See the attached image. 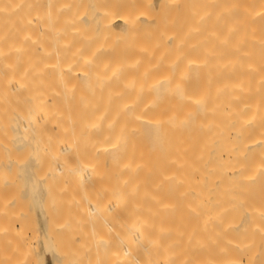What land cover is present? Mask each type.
<instances>
[{"label": "bare ground", "instance_id": "bare-ground-1", "mask_svg": "<svg viewBox=\"0 0 264 264\" xmlns=\"http://www.w3.org/2000/svg\"><path fill=\"white\" fill-rule=\"evenodd\" d=\"M211 2L0 0L26 264L37 207L55 261L62 228L72 264H264V0Z\"/></svg>", "mask_w": 264, "mask_h": 264}, {"label": "rangeland", "instance_id": "rangeland-1", "mask_svg": "<svg viewBox=\"0 0 264 264\" xmlns=\"http://www.w3.org/2000/svg\"><path fill=\"white\" fill-rule=\"evenodd\" d=\"M218 6H219L218 0H214V2L210 3L211 16L215 15L214 9L217 8ZM25 189H26V171L21 167V165L12 163L11 167L0 168V206L3 208V213L0 214V222L5 223L2 229L0 228V255H1V251L2 252L5 251V254L8 255V259L4 262L0 261V264H26V243L23 240L24 229L20 227L21 226L20 219L24 218V220L26 221V193H25L26 190ZM33 211H34L32 215L33 225L35 224L36 227L38 226L37 228L43 230L44 228L43 220H42L43 213L38 207ZM69 223H70L69 225L67 223L68 228L73 227L75 229L73 223H71L70 220ZM16 224H18V227H16ZM71 224L72 226H70ZM21 228L23 229L22 231ZM65 229H67L66 226ZM41 230H38L35 237L33 238L34 241H37L39 239L40 241L43 240V242L40 243L38 242L37 244L34 243L35 246L38 245L39 248L37 249L38 252L37 258L40 261V264H72L73 260H75L74 257L77 255L78 252L77 250L78 248L74 246V243H76L77 245V241L75 240V234L73 232V229L72 230L69 229L68 233H70V235H68V233L65 232L66 230L61 231L62 230L61 228V230H58L60 232L57 231L58 232L57 236L59 237L57 238L56 236L55 239V241L57 240L56 243L58 247L61 246V249L65 251L67 250L66 255H68L67 257L69 259L66 262H63L59 258H56L55 261V257L53 256L54 254L50 248L49 241ZM70 230L72 231V233ZM108 230L111 231L110 228H108ZM108 230L105 229L106 232ZM114 230L112 231L114 234L111 232L109 233L107 232V233L116 240L117 238V237L115 238L116 228H114ZM69 236L74 237V238L71 237L73 241L72 239H70ZM91 239L92 238H89L88 241L86 242L89 243V240ZM23 242L25 243V246ZM115 244L117 245V243ZM64 246L65 248H63ZM113 246L114 244L112 243L111 247ZM73 248L76 249L75 252ZM113 248L115 249V247ZM111 249H109V252ZM70 252L72 253L74 252V254ZM112 253L113 250H111V253L109 254ZM114 254H118V251L117 250L114 251ZM4 257L5 255L3 254V258ZM16 258L18 260H16ZM116 259H117V255H116ZM115 262L118 263L117 260L114 261V264Z\"/></svg>", "mask_w": 264, "mask_h": 264}]
</instances>
